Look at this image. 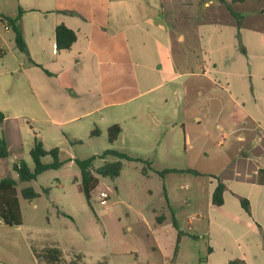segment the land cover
Returning <instances> with one entry per match:
<instances>
[{"label": "crops", "instance_id": "1", "mask_svg": "<svg viewBox=\"0 0 264 264\" xmlns=\"http://www.w3.org/2000/svg\"><path fill=\"white\" fill-rule=\"evenodd\" d=\"M214 1L19 0L22 13L34 12L41 19L33 29L21 30L29 58L20 70L34 71L35 84L30 85L53 124L66 123L54 117L60 112L67 115L70 109L77 116L69 121L92 115L103 121L104 112L141 99L148 107V102L163 96L165 104L166 95L154 93L187 76L178 82L182 93L194 87L208 105L204 118L215 121V130L228 128L237 145L223 147L218 140L217 146L223 148L216 149L210 141V128L214 129L207 123L203 134L192 139L186 134L178 161L202 168H170L177 172L161 178L164 200L169 213L177 207L198 213L200 222L186 218L185 226L175 218L184 233L180 242H202L205 256H197V262L227 264L237 259L249 264L257 256L264 258V44L247 41L263 38L256 27L196 14L195 5L202 4L206 12ZM58 24L73 30L76 40L69 49L53 53ZM194 63L199 73L193 72ZM65 97H69L65 104L58 103ZM225 98L232 106L223 115ZM119 112L133 118L128 111ZM195 121L200 124L202 119ZM181 130L185 131L183 124ZM121 133L120 127L117 139ZM158 143L152 145L154 151ZM171 149L170 141L165 143L163 158L171 159ZM147 173L157 175L151 167ZM174 177L184 179L179 186L182 196L170 189ZM218 182L224 185L222 204L214 205L212 193Z\"/></svg>", "mask_w": 264, "mask_h": 264}, {"label": "rangeland", "instance_id": "2", "mask_svg": "<svg viewBox=\"0 0 264 264\" xmlns=\"http://www.w3.org/2000/svg\"><path fill=\"white\" fill-rule=\"evenodd\" d=\"M227 1H214L206 12L202 4L195 5L194 10L199 15L207 13L209 17L234 23L239 20L244 26L256 27L263 38L252 36L247 41L255 46L264 44V0ZM19 9L23 10L19 0H0V17L13 19ZM36 15L21 11L20 29L31 30L40 25L41 19ZM6 25L0 21V113L4 117L0 121V136L6 139L8 146V156L0 159V179L10 178L16 182L22 224L7 226L0 221V264H200L197 256H205V251L199 239L195 243L182 240L178 247L179 256H173L175 232L172 218L185 226L186 218L194 223L200 222L198 213H185L178 207L176 210L171 208L169 213L161 179L165 173L161 176L144 174L148 168L143 171L145 164L141 162L149 161L155 172L185 166L201 169L198 164L178 159L183 153L185 135L192 139L203 134L202 126L206 123L214 129L210 128V141L216 149L229 143L237 145L228 128L215 130V121L204 118L203 109L208 105L204 106L206 101L197 95L194 87L190 85L188 92L182 93L178 82L187 76L154 93H164L165 104L163 96L148 102V107L146 100L141 99L104 112L103 121H99L96 115L69 121L71 116H77L70 109L69 114L60 112L54 117L66 123L53 124L40 109L30 85L35 84L34 71L25 73L20 70L29 58L26 55L28 50L16 49L13 33ZM193 72H200L197 63L193 65ZM66 99L69 97L59 98L58 103L65 104ZM224 100L223 115L232 106L226 98ZM122 110L128 111L126 113L132 114L133 118L125 117L119 112ZM197 117L202 119L200 124L195 121ZM156 121L160 123L157 128ZM115 124L122 128V133L115 143H109L105 128ZM95 129L101 133L91 134ZM34 139L41 141L45 150L57 148L62 164L58 169L39 174L35 180L20 182L13 164L23 161L30 170L33 169L29 151ZM158 140L159 147L154 151L152 145ZM218 140H222L223 147L217 146ZM169 141L172 145L170 160L162 156L163 147ZM105 150L122 152L141 161L121 160L122 168L115 178L94 174L98 177V185L87 203L78 190L80 174L74 160L97 157ZM113 160L115 158L110 155L104 159L96 158L92 172L104 162ZM41 161L50 163L52 157L47 155ZM183 180L174 177L170 182L175 183L170 189L176 196H182L183 190L179 186L185 184ZM24 187L33 188L38 197L24 200L21 197ZM101 192L105 198L100 200L98 195ZM50 249L58 251L54 259L46 255ZM255 258L249 264H264V258ZM216 263L217 260L211 261V264Z\"/></svg>", "mask_w": 264, "mask_h": 264}, {"label": "trees", "instance_id": "3", "mask_svg": "<svg viewBox=\"0 0 264 264\" xmlns=\"http://www.w3.org/2000/svg\"><path fill=\"white\" fill-rule=\"evenodd\" d=\"M21 10L19 9L18 15L11 19L8 17H0V21L5 22L7 27L11 29L13 33L14 45L17 50L23 51L26 49L25 42L23 39L22 31L19 26ZM239 20L236 21V25L239 26ZM54 39L55 46L57 50H67L76 40V34L73 30L69 29L63 24L56 25L54 29ZM3 115L0 113V121L3 120ZM98 131L95 129L91 134H95ZM120 133V127L118 125H112L107 128V136L108 142L113 143ZM59 150L57 148H53L50 150H45L41 141L34 139V144L31 150L29 151V155L33 162V169L30 170L26 163L23 161H18L13 164V170L16 172L18 176V180L20 182H29L35 180L36 177L47 171L52 169H58L61 166V162L58 159ZM47 155L52 157V161L50 163H43L41 159ZM110 155L115 158V160L111 162H104L101 166L94 169V173L92 172V163L96 158L104 159L105 156ZM8 156V148L6 141L3 136H0V159H4ZM121 160L127 161H141L139 159H133L126 154L118 151L105 150L99 156H92L84 160H74L76 164L79 174L80 181L78 184V190L82 193L86 202L89 203L90 195L92 191L98 185V177H108L115 178L119 175V172L122 168ZM144 162L145 167H143V171L145 168L150 167V163L148 161ZM168 172H177L174 169L163 170L160 172H156L158 175H163ZM183 172V171H181ZM184 172H191L193 174H199L194 170H186ZM96 174L97 176H95ZM224 190V185L220 182L217 183L213 193H212V203L214 205L222 204V192ZM46 191V190H45ZM21 197L24 200L31 201L38 197V194L31 187H24L21 189ZM244 201H242L243 204ZM0 221L7 226H20L22 224L19 202L16 194V182L10 178H2L0 179ZM172 226L176 231V239L174 245V256L176 255L179 247V242L184 233L180 231L175 219L172 218ZM58 251L55 249H50L46 251V255L50 259H54ZM227 264H246L241 260H230Z\"/></svg>", "mask_w": 264, "mask_h": 264}, {"label": "built area", "instance_id": "4", "mask_svg": "<svg viewBox=\"0 0 264 264\" xmlns=\"http://www.w3.org/2000/svg\"><path fill=\"white\" fill-rule=\"evenodd\" d=\"M5 30H8V28L7 27H5ZM52 51H53V53H56V51H57V49H56V46L55 45H53V48H52ZM105 198V195H104V193H99V195H98V199H104Z\"/></svg>", "mask_w": 264, "mask_h": 264}]
</instances>
